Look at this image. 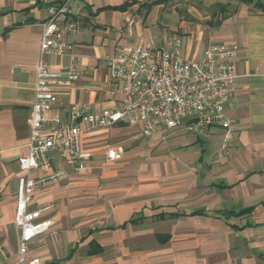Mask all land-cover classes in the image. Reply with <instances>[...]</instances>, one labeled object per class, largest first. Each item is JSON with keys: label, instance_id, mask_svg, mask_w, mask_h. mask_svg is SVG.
<instances>
[{"label": "crops", "instance_id": "0c3cea01", "mask_svg": "<svg viewBox=\"0 0 264 264\" xmlns=\"http://www.w3.org/2000/svg\"><path fill=\"white\" fill-rule=\"evenodd\" d=\"M61 1L0 0V264H18V159L30 138L42 23ZM67 9L81 25L68 36L75 56H52L51 65L75 62L85 74L57 88L61 101L51 114L63 117L73 103L98 113L121 106V95H107L104 56L140 37L180 41L196 59L225 42L238 47L236 98L226 106L236 136L220 157L218 125L209 137L179 131L164 138L160 126L147 134L125 123L87 130L82 147L93 170L36 190L31 207L54 202L60 239L40 236L30 253L43 264H264V11L240 0H69ZM108 146L122 159L110 160ZM51 157L52 171L68 169Z\"/></svg>", "mask_w": 264, "mask_h": 264}, {"label": "built area", "instance_id": "2783aa9c", "mask_svg": "<svg viewBox=\"0 0 264 264\" xmlns=\"http://www.w3.org/2000/svg\"><path fill=\"white\" fill-rule=\"evenodd\" d=\"M69 0L51 4L49 17L42 23L40 59L37 67L36 94L28 119L30 138L27 153L18 165L23 174L18 179L14 222L20 229L18 264H43L39 256L30 253V246L40 236L60 239L51 217L54 202L31 207L36 190L62 175L73 176L92 171V155L82 147V135L95 128H112L128 124L142 133H154L159 126L164 138L184 131L209 137L213 126L224 129L218 156H227L236 136V129L226 114V106L236 98V57L238 47L225 42L211 43L201 58L186 56L181 42L158 45L146 37L135 44L106 54L104 60L112 82L107 95H121L122 104L106 113L92 112L87 104L70 105L65 116L51 111L58 104L57 88L80 79L83 66L75 62L54 69L52 56H75V45L69 35L80 29V21L69 18ZM135 19H130L127 31L133 35ZM58 152L67 166L52 171L51 152ZM107 157L120 160L123 153L108 146ZM41 169L43 177H33Z\"/></svg>", "mask_w": 264, "mask_h": 264}, {"label": "trees", "instance_id": "16d2710c", "mask_svg": "<svg viewBox=\"0 0 264 264\" xmlns=\"http://www.w3.org/2000/svg\"><path fill=\"white\" fill-rule=\"evenodd\" d=\"M245 3H254L255 6L264 11V0H240ZM115 8L124 9L125 6H117Z\"/></svg>", "mask_w": 264, "mask_h": 264}, {"label": "rangeland", "instance_id": "374dc122", "mask_svg": "<svg viewBox=\"0 0 264 264\" xmlns=\"http://www.w3.org/2000/svg\"><path fill=\"white\" fill-rule=\"evenodd\" d=\"M158 151H160V150H156L155 153H158ZM162 151H166V150H162ZM51 153H52V152H51ZM52 154L55 155L57 158H59V154H58L57 152H53ZM52 154H51V155H52ZM60 159H61V158H60Z\"/></svg>", "mask_w": 264, "mask_h": 264}]
</instances>
